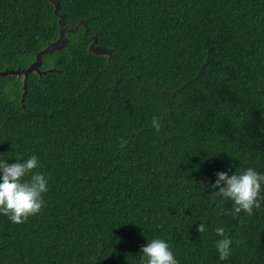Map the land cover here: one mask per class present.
I'll return each mask as SVG.
<instances>
[{"label": "trees", "instance_id": "1", "mask_svg": "<svg viewBox=\"0 0 264 264\" xmlns=\"http://www.w3.org/2000/svg\"><path fill=\"white\" fill-rule=\"evenodd\" d=\"M33 155L44 207L0 215V264H142L155 238L178 264H264V201L234 219L212 187L264 174V0H0V161Z\"/></svg>", "mask_w": 264, "mask_h": 264}, {"label": "clouds", "instance_id": "2", "mask_svg": "<svg viewBox=\"0 0 264 264\" xmlns=\"http://www.w3.org/2000/svg\"><path fill=\"white\" fill-rule=\"evenodd\" d=\"M151 126L159 132L162 127L160 118L153 116ZM127 143V140L122 139L120 147L124 148ZM16 161L14 164L0 161V215L19 225L42 211L44 194L48 191V178L35 171L40 166L37 156L33 155L27 160L18 156ZM216 176L212 187L219 191L215 195L233 204L231 212L224 213L222 210V214L232 215L236 219L241 212L251 216L253 209L261 207V201H264V174L249 167L231 176L225 172L216 173ZM197 231L203 234L205 226L201 224ZM214 231L220 237L215 244L219 259L225 261L231 255L232 240L223 227H217ZM141 251L142 264H178L169 244L163 239H152Z\"/></svg>", "mask_w": 264, "mask_h": 264}, {"label": "water", "instance_id": "3", "mask_svg": "<svg viewBox=\"0 0 264 264\" xmlns=\"http://www.w3.org/2000/svg\"><path fill=\"white\" fill-rule=\"evenodd\" d=\"M57 6H58V4L56 3L54 10L57 9ZM65 44H66V39L62 38V39H59L57 42L52 44L53 46H52L51 50H49V48H45L43 51H41L37 55L36 60L24 72H22V74L19 73V72H9V73L3 72L2 74L3 75H6V74H17V75H23L24 78H27L28 74H30L32 72H38V67L40 65L41 55H43L45 53H48L50 51L61 50L64 47Z\"/></svg>", "mask_w": 264, "mask_h": 264}]
</instances>
